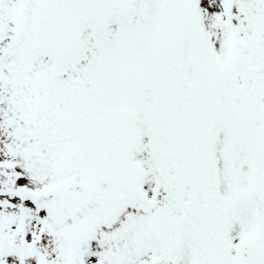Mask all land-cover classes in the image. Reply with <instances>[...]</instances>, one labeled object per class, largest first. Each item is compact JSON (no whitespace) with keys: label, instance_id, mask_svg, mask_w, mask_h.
Returning <instances> with one entry per match:
<instances>
[{"label":"snow or ice","instance_id":"obj_1","mask_svg":"<svg viewBox=\"0 0 264 264\" xmlns=\"http://www.w3.org/2000/svg\"><path fill=\"white\" fill-rule=\"evenodd\" d=\"M0 264H264V0H0Z\"/></svg>","mask_w":264,"mask_h":264}]
</instances>
